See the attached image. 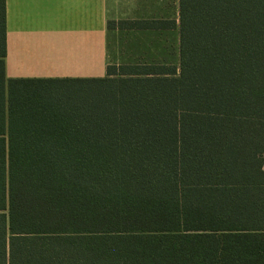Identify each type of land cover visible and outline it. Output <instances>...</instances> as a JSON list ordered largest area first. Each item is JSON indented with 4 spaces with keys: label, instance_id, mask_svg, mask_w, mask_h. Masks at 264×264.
Returning a JSON list of instances; mask_svg holds the SVG:
<instances>
[{
    "label": "trees",
    "instance_id": "trees-1",
    "mask_svg": "<svg viewBox=\"0 0 264 264\" xmlns=\"http://www.w3.org/2000/svg\"><path fill=\"white\" fill-rule=\"evenodd\" d=\"M179 6L178 66L9 79L0 0V264H264V0Z\"/></svg>",
    "mask_w": 264,
    "mask_h": 264
},
{
    "label": "crops",
    "instance_id": "crops-1",
    "mask_svg": "<svg viewBox=\"0 0 264 264\" xmlns=\"http://www.w3.org/2000/svg\"><path fill=\"white\" fill-rule=\"evenodd\" d=\"M124 21L174 24L108 26ZM179 23V0H6V74L9 79L97 78L106 76L109 65L153 64L166 50L160 35H180Z\"/></svg>",
    "mask_w": 264,
    "mask_h": 264
},
{
    "label": "rangeland",
    "instance_id": "rangeland-1",
    "mask_svg": "<svg viewBox=\"0 0 264 264\" xmlns=\"http://www.w3.org/2000/svg\"><path fill=\"white\" fill-rule=\"evenodd\" d=\"M179 38V35H160V43L165 46L166 50H162L161 48L162 51L160 52V57L163 59H160L157 61V63L177 66L179 65ZM124 41L126 43V38H124Z\"/></svg>",
    "mask_w": 264,
    "mask_h": 264
}]
</instances>
